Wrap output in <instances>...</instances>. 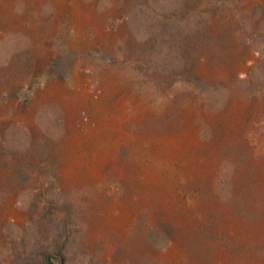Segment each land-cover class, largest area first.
I'll return each mask as SVG.
<instances>
[{
    "label": "rangeland",
    "instance_id": "374dc122",
    "mask_svg": "<svg viewBox=\"0 0 264 264\" xmlns=\"http://www.w3.org/2000/svg\"><path fill=\"white\" fill-rule=\"evenodd\" d=\"M45 256L264 264V0H0V264Z\"/></svg>",
    "mask_w": 264,
    "mask_h": 264
},
{
    "label": "trees",
    "instance_id": "16d2710c",
    "mask_svg": "<svg viewBox=\"0 0 264 264\" xmlns=\"http://www.w3.org/2000/svg\"><path fill=\"white\" fill-rule=\"evenodd\" d=\"M186 210H189V208L186 207ZM43 264H51V263H50V258H49L48 256H45V257L43 258Z\"/></svg>",
    "mask_w": 264,
    "mask_h": 264
},
{
    "label": "bare ground",
    "instance_id": "6f19581e",
    "mask_svg": "<svg viewBox=\"0 0 264 264\" xmlns=\"http://www.w3.org/2000/svg\"><path fill=\"white\" fill-rule=\"evenodd\" d=\"M83 94H86V90L83 91ZM96 133V132H95ZM194 142V141H193Z\"/></svg>",
    "mask_w": 264,
    "mask_h": 264
}]
</instances>
